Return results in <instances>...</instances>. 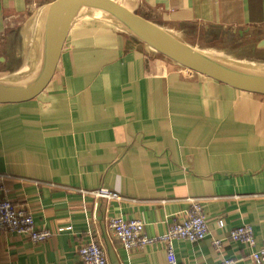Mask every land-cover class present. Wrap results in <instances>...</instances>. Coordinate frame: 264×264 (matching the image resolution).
Instances as JSON below:
<instances>
[{
    "label": "crops",
    "instance_id": "0c3cea01",
    "mask_svg": "<svg viewBox=\"0 0 264 264\" xmlns=\"http://www.w3.org/2000/svg\"><path fill=\"white\" fill-rule=\"evenodd\" d=\"M51 1L0 0V72L25 63L30 18ZM113 1L201 50L232 52L245 41L258 48L264 39V0ZM88 15L68 26L56 21L48 78L33 94L0 103V196L52 231L39 243L0 231V264H74L77 247L92 238L108 264H168L163 242L126 250L107 219L139 218L144 233L157 236L189 209V198L204 206L209 234L174 239L178 263L256 264L250 253L264 243V89L186 69ZM99 188L121 199L81 192ZM242 224L252 227L253 246L229 239Z\"/></svg>",
    "mask_w": 264,
    "mask_h": 264
},
{
    "label": "water",
    "instance_id": "95a60500",
    "mask_svg": "<svg viewBox=\"0 0 264 264\" xmlns=\"http://www.w3.org/2000/svg\"><path fill=\"white\" fill-rule=\"evenodd\" d=\"M80 14L101 15L172 61L198 74L245 88L264 89V69L233 65L212 58L156 24L108 0H53L32 14L30 23L35 31L31 62L20 77L0 79V103L17 99L23 94H33L44 71L56 19L66 16L73 18ZM257 47H264V39L258 42Z\"/></svg>",
    "mask_w": 264,
    "mask_h": 264
},
{
    "label": "built area",
    "instance_id": "2783aa9c",
    "mask_svg": "<svg viewBox=\"0 0 264 264\" xmlns=\"http://www.w3.org/2000/svg\"><path fill=\"white\" fill-rule=\"evenodd\" d=\"M4 191L5 188L0 183V193ZM81 192L82 194H91L94 198L121 199L117 192L106 188L92 191L81 190ZM189 201V209L182 216L177 217L165 232L157 236H147L144 233V222L141 219L127 218L120 214L112 215L107 219V228L126 250L141 248L156 241L163 242L166 246L168 264H180L174 253L173 240L186 239L195 242L206 238L209 234L207 217L201 201L194 198H189ZM216 225L222 227L223 221L217 219ZM0 231L20 234L34 243L43 242L52 236V231L48 228L36 226L32 213L26 207L1 196ZM228 237L230 240L240 241L251 246L255 243L253 229L248 224L231 228ZM221 243L220 238L212 240L214 248H219ZM250 258L256 264L264 262V243L250 253ZM74 264H108V260L103 246L92 238L77 247V261ZM219 264H238V261L234 258H226Z\"/></svg>",
    "mask_w": 264,
    "mask_h": 264
},
{
    "label": "rangeland",
    "instance_id": "374dc122",
    "mask_svg": "<svg viewBox=\"0 0 264 264\" xmlns=\"http://www.w3.org/2000/svg\"><path fill=\"white\" fill-rule=\"evenodd\" d=\"M49 1V0H47ZM110 1L112 4L120 7V8H123L125 10H127L128 8H124L123 6H121V4L117 1H113V0H108ZM129 11V10H127ZM88 16H92L91 14H89ZM59 18L62 20L61 23H60V26L58 27H61V26H68L70 25L74 20V17L73 18H70V17H58V19H56V21L58 22ZM89 18V17H88ZM96 17H94L92 19V17H90V19H92L93 22H105L104 19L102 17H99L100 19H95ZM89 19V20H90ZM24 38L22 39L24 43L28 44V43H32V46H33V41L31 40V37H30V34H24L23 36ZM15 40H13L14 42ZM253 45V42H241L239 43L238 46L234 47V49H237L235 51H232V52H216V51H210V50H201L203 48H198L197 50H200L202 51L203 53H205L206 55L210 56V57H213L215 59H218L222 62H225V63H229V64H233V65H245V66H250L246 62H244L241 58H244V57H248V58H253V59H259V61L261 63H264V48H255V46H251ZM240 48V49H239ZM33 48L32 47H29L28 48V51H26V55L23 56V62L25 63H21V68L18 69V70H14L13 72H10L11 74L9 75V77L7 78H4L3 80H12V79H16L18 77H20L26 70V67H28V64L31 62V59H32V50ZM230 50V49H229ZM10 58V57H9ZM19 65V66H20ZM2 65H0L1 67ZM262 69H264V65L261 66ZM254 68V67H253ZM6 73V72H5ZM8 73V72H7ZM6 73V74H7ZM5 74V75H6ZM1 75V74H0ZM42 77H46L48 78V72L45 70L44 71V74H42V76L40 77V79ZM38 84V83H37Z\"/></svg>",
    "mask_w": 264,
    "mask_h": 264
},
{
    "label": "bare ground",
    "instance_id": "6f19581e",
    "mask_svg": "<svg viewBox=\"0 0 264 264\" xmlns=\"http://www.w3.org/2000/svg\"><path fill=\"white\" fill-rule=\"evenodd\" d=\"M124 3V2H123ZM31 6V5H30ZM124 7V6H123ZM129 7V6H128ZM93 16H98V17H100L101 15H93ZM19 19V18H18ZM27 19V18H26ZM61 19L59 18V20L58 21H60ZM62 21V20H61ZM213 58V57H212ZM244 62H246L247 61V63L246 64H248V65H250V66H245V65H239V66H244V67H254V68H256V69H262V65H264V63H261L260 61H259V59H253V58H248V57H244V58H241ZM11 70V69H10ZM10 70H8V71H6V73L5 72H0V79H4V78H7V77H9V75L11 74L10 72H13V71H10ZM6 74V75H5Z\"/></svg>",
    "mask_w": 264,
    "mask_h": 264
}]
</instances>
